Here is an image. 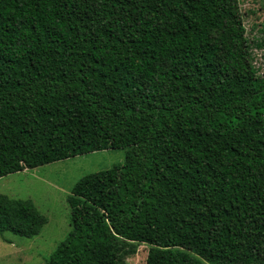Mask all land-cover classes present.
<instances>
[{"label": "trees", "instance_id": "trees-1", "mask_svg": "<svg viewBox=\"0 0 264 264\" xmlns=\"http://www.w3.org/2000/svg\"><path fill=\"white\" fill-rule=\"evenodd\" d=\"M246 33L240 0H0V178L126 150L73 186L45 264H121L134 242L146 264H264V76ZM47 222L0 194L1 236Z\"/></svg>", "mask_w": 264, "mask_h": 264}, {"label": "rangeland", "instance_id": "rangeland-1", "mask_svg": "<svg viewBox=\"0 0 264 264\" xmlns=\"http://www.w3.org/2000/svg\"><path fill=\"white\" fill-rule=\"evenodd\" d=\"M240 9L254 65L264 76V48L258 46L264 39V0H240ZM125 156V149L95 151L0 178V194L31 199L48 219L40 234L33 237L12 232L0 235V264H45L72 229L67 198L73 186L87 174L123 164ZM133 245V253L124 257L121 264H146L151 245Z\"/></svg>", "mask_w": 264, "mask_h": 264}]
</instances>
